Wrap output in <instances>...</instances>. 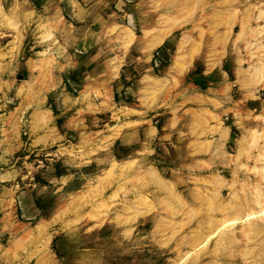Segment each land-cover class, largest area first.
Returning a JSON list of instances; mask_svg holds the SVG:
<instances>
[{
	"label": "rangeland",
	"instance_id": "rangeland-1",
	"mask_svg": "<svg viewBox=\"0 0 264 264\" xmlns=\"http://www.w3.org/2000/svg\"><path fill=\"white\" fill-rule=\"evenodd\" d=\"M4 189L0 264H264V0H0Z\"/></svg>",
	"mask_w": 264,
	"mask_h": 264
},
{
	"label": "crops",
	"instance_id": "crops-1",
	"mask_svg": "<svg viewBox=\"0 0 264 264\" xmlns=\"http://www.w3.org/2000/svg\"><path fill=\"white\" fill-rule=\"evenodd\" d=\"M1 1H4V0H1ZM9 1L11 3L15 2V0H9ZM25 1L27 2V4L29 3V0H25ZM164 40H165V37L161 40L162 41L161 44H163ZM164 50H165L164 54L166 55L167 48H165ZM98 59H99V57L94 56V54H93L92 57H88V59L86 61L87 63H85L83 65L82 70H81V75H83L84 79H86L88 77L90 79H95V78L101 77L102 74L95 72L96 67H98L97 64H96V61H98ZM77 73H75V72L72 73V75L74 77L71 78L70 80L77 79V76L75 75ZM157 115H159V114H156L155 116H153V118H155ZM156 121L158 122V120H156ZM160 121H161L160 129L157 126H155L154 124H152L153 126H151V131L154 132V135H152L150 137V139H152L154 137H157L159 140H162V138H164L165 135L171 134L172 130L175 129L176 126H177V124H174V119L172 117L165 118L164 120L160 119L159 122ZM152 123H153V120H152ZM68 129L69 128L66 129V133H68L70 131V129L69 130ZM40 136H41L40 134H38V135L36 134L33 138H30L31 139L30 142H25L24 143V145H23L24 146V150L26 152H29V153H24L23 156L19 157L20 159L23 160V163H27L28 162L26 160L28 157H32V155L38 156L41 153L39 151L43 149L44 145L42 143H39L40 142V140H39ZM38 140H39V142H38ZM139 140H141V139L139 138ZM7 190H11V192H14L15 195H16V198L20 201V203L24 204L26 208L30 204V198L32 197L31 190H22V188H16V186L15 187L12 186V188L7 189ZM5 193L8 194V191H6L4 189L1 192V194H0V203L3 201V195Z\"/></svg>",
	"mask_w": 264,
	"mask_h": 264
},
{
	"label": "built area",
	"instance_id": "built-area-1",
	"mask_svg": "<svg viewBox=\"0 0 264 264\" xmlns=\"http://www.w3.org/2000/svg\"><path fill=\"white\" fill-rule=\"evenodd\" d=\"M164 53L165 51L162 48H157L153 53V66L156 70L165 67L167 63Z\"/></svg>",
	"mask_w": 264,
	"mask_h": 264
},
{
	"label": "trees",
	"instance_id": "trees-1",
	"mask_svg": "<svg viewBox=\"0 0 264 264\" xmlns=\"http://www.w3.org/2000/svg\"><path fill=\"white\" fill-rule=\"evenodd\" d=\"M160 48H162V47H160ZM163 50H164V48H162ZM165 51V50H164Z\"/></svg>",
	"mask_w": 264,
	"mask_h": 264
}]
</instances>
